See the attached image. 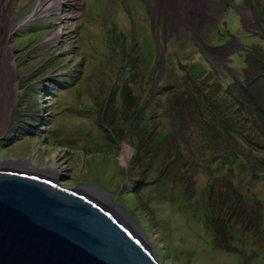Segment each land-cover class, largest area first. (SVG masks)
<instances>
[{
  "label": "rangeland",
  "instance_id": "374dc122",
  "mask_svg": "<svg viewBox=\"0 0 264 264\" xmlns=\"http://www.w3.org/2000/svg\"><path fill=\"white\" fill-rule=\"evenodd\" d=\"M203 1L202 24L172 27L157 0H64L67 4L30 19L48 0H14L16 26L8 42L14 73L0 126V164H55L68 187L88 182L118 197L162 264H264V224L256 218L258 212L264 218V174H247L232 155L247 140L236 137L227 145L203 119L197 125L178 121L164 94L141 122L145 128L159 125L158 138L138 152L130 114L119 109L127 80L141 105L154 78L180 85L183 66L192 63L239 76L246 65L240 51L254 43L264 46L257 24L264 18V0ZM3 26L0 14V38ZM129 51L140 57L135 65ZM225 78L227 85L231 78ZM112 92L117 114L107 107ZM115 124L123 129L121 137ZM175 128L190 136L183 148L188 159L177 163L171 159ZM253 157L264 164V153ZM214 176L232 177L255 204L254 222L245 217L229 222L228 249L218 246L224 234L204 217L209 210L219 215L224 202L231 203L215 187L210 190Z\"/></svg>",
  "mask_w": 264,
  "mask_h": 264
},
{
  "label": "water",
  "instance_id": "95a60500",
  "mask_svg": "<svg viewBox=\"0 0 264 264\" xmlns=\"http://www.w3.org/2000/svg\"><path fill=\"white\" fill-rule=\"evenodd\" d=\"M61 179L0 168V264H162L118 197Z\"/></svg>",
  "mask_w": 264,
  "mask_h": 264
},
{
  "label": "trees",
  "instance_id": "16d2710c",
  "mask_svg": "<svg viewBox=\"0 0 264 264\" xmlns=\"http://www.w3.org/2000/svg\"><path fill=\"white\" fill-rule=\"evenodd\" d=\"M263 14L264 8L261 12V15ZM257 24L261 28L264 38V18L259 19ZM125 38L126 36H123V39ZM240 52H244L246 65L240 70L239 76L233 75L231 71L226 72V70L222 73L217 67H214L213 72H210L201 63L185 65L183 66L184 73L180 76L182 81L180 85L176 83L163 85L162 82H159V79L154 78L141 105L140 101L142 99L139 100L132 94L127 80L128 83H125L123 91V106L119 109L126 114H130L131 119H128L129 130L139 139L138 152L150 145L153 147L155 140L158 138L159 125L145 128L141 126V122L150 104L155 103L156 97L166 94V100L168 97L171 98L169 103L178 121L188 119L191 121L192 119L197 125L203 119V123L206 124L209 131L222 139L227 145L237 142L236 137L237 139L241 137L247 140L246 148L235 145V150L230 151H232L236 161L238 160L241 163L240 168L244 172L247 174L249 172L264 174V164L258 162L257 157H253L255 152L264 153V46L260 43H254ZM127 55L134 65L140 59L139 56H134L130 51ZM225 76L231 78L227 85L223 82L228 80ZM136 77H133V79ZM171 78L177 80L174 75ZM69 82L70 80L64 81L63 85H67ZM114 98L115 93L112 92L107 107L110 112L117 114L118 107L114 105ZM208 113L211 114V117L207 116ZM115 125L116 133L119 127L117 124ZM180 125L182 126L184 123ZM122 133L123 129L117 132L120 137ZM172 138L174 141L173 150L175 151L171 158L172 161L177 163L180 160L188 159L183 152V148L189 147L190 144V136L187 132L175 128ZM253 158L257 161H254ZM231 178L213 177V181L209 186L210 190L215 187L219 192L225 194L226 201H231V203L224 202L219 215L212 216V210L204 215L206 221H211L217 230L224 234L223 239H220L217 244L219 247L226 249L231 248L227 244L230 221L245 217L250 223L254 222L252 220L255 204L250 202L249 199L251 198L245 196L243 189ZM241 183H243V179ZM257 217L260 223L264 224L261 212L257 213Z\"/></svg>",
  "mask_w": 264,
  "mask_h": 264
},
{
  "label": "bare ground",
  "instance_id": "6f19581e",
  "mask_svg": "<svg viewBox=\"0 0 264 264\" xmlns=\"http://www.w3.org/2000/svg\"><path fill=\"white\" fill-rule=\"evenodd\" d=\"M14 0H1L0 1V14L4 18V26L2 38H0V126L5 120L4 112L7 109V94L9 92L8 78L13 76L14 66L10 62L11 50L9 47V38L15 28L16 24L12 20L10 6ZM68 2V1H67ZM160 5V10L166 13V22L172 27H177L179 24L187 26H194L202 24L206 18V5L203 0H157ZM67 4L64 0H48L47 7L39 4L32 12L28 19L36 17L47 11H50L58 5ZM200 4V5H199ZM160 11V12H161ZM12 71V73H11ZM10 74V76H9ZM11 83V82H10ZM125 152V151H124ZM129 154V153H128ZM125 158V156H124ZM124 160V159H123ZM24 161V160H22ZM6 161L0 164V168H18L28 173L39 175L59 176L60 173H55L56 165L53 164L49 167L40 168L35 160L32 161ZM125 162V161H124ZM59 172V170H57Z\"/></svg>",
  "mask_w": 264,
  "mask_h": 264
}]
</instances>
